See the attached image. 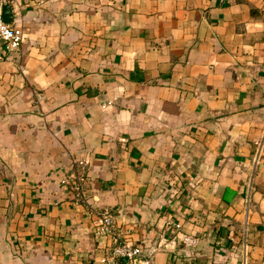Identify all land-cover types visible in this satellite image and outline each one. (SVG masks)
I'll return each mask as SVG.
<instances>
[{
  "label": "crops",
  "instance_id": "crops-1",
  "mask_svg": "<svg viewBox=\"0 0 264 264\" xmlns=\"http://www.w3.org/2000/svg\"><path fill=\"white\" fill-rule=\"evenodd\" d=\"M7 5L0 264H105V209L151 264H264V0Z\"/></svg>",
  "mask_w": 264,
  "mask_h": 264
},
{
  "label": "built area",
  "instance_id": "built-area-1",
  "mask_svg": "<svg viewBox=\"0 0 264 264\" xmlns=\"http://www.w3.org/2000/svg\"><path fill=\"white\" fill-rule=\"evenodd\" d=\"M15 0H0V46L7 52L19 49L23 41V31L21 25L7 22L3 19V6ZM110 100L101 103L106 106ZM262 151V139L256 141V148L252 156L253 164L259 161ZM89 162L87 156L80 157L68 174L62 178L65 184H71L74 188L81 190L85 184V169ZM95 232L98 234H109L112 236L113 245L111 253L102 258L105 264H151L146 258L139 245L133 244L129 239L122 236L118 230L113 212L109 209L98 212L95 218Z\"/></svg>",
  "mask_w": 264,
  "mask_h": 264
},
{
  "label": "water",
  "instance_id": "water-1",
  "mask_svg": "<svg viewBox=\"0 0 264 264\" xmlns=\"http://www.w3.org/2000/svg\"><path fill=\"white\" fill-rule=\"evenodd\" d=\"M2 16H3V19L5 21H7L8 18H10V16H11V10H10V6L9 5L6 4V5L3 6Z\"/></svg>",
  "mask_w": 264,
  "mask_h": 264
}]
</instances>
